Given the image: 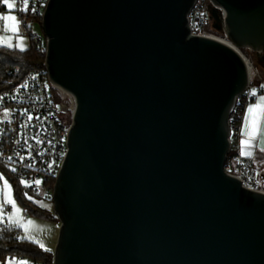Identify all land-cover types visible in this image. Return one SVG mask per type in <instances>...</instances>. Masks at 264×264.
Returning a JSON list of instances; mask_svg holds the SVG:
<instances>
[{
    "label": "water",
    "instance_id": "95a60500",
    "mask_svg": "<svg viewBox=\"0 0 264 264\" xmlns=\"http://www.w3.org/2000/svg\"><path fill=\"white\" fill-rule=\"evenodd\" d=\"M211 1L213 28L264 69V0ZM194 2L47 0L43 63L75 99L51 264H264V192L223 169L247 69L190 34Z\"/></svg>",
    "mask_w": 264,
    "mask_h": 264
},
{
    "label": "built area",
    "instance_id": "2783aa9c",
    "mask_svg": "<svg viewBox=\"0 0 264 264\" xmlns=\"http://www.w3.org/2000/svg\"><path fill=\"white\" fill-rule=\"evenodd\" d=\"M14 1L19 23L17 33L28 35L36 47L45 51V37L43 40L39 34L32 32L29 24L36 21L41 24L47 0H28L27 11L21 10L24 7L23 0ZM213 7L218 9L223 21L224 11L220 6L211 0H195L187 13L190 34L211 37L232 46L244 60L248 76L246 88L235 97L229 112V151L223 169L238 178L242 187L264 192L258 166L250 157L241 155L240 151L241 113L246 103L264 94V69H260L248 57L244 52L246 48L231 44L223 27L219 30L213 28L214 20L210 13ZM32 8L36 11H32ZM2 22L0 10V34L7 32L3 30L5 27ZM74 107L73 95L55 88L48 80L44 63L30 70L19 84L0 89V164L12 175L17 190L26 199L51 196L56 174L67 151V132ZM65 114H69L70 118L67 123L63 120ZM29 115L32 117L30 121ZM37 180L41 181L39 185L35 183ZM0 209L6 214L11 211V205L1 203ZM18 229L14 224L0 221V234L10 231L12 237H17ZM7 259L12 260L13 257Z\"/></svg>",
    "mask_w": 264,
    "mask_h": 264
},
{
    "label": "trees",
    "instance_id": "16d2710c",
    "mask_svg": "<svg viewBox=\"0 0 264 264\" xmlns=\"http://www.w3.org/2000/svg\"><path fill=\"white\" fill-rule=\"evenodd\" d=\"M43 62L44 50L36 47L32 41L30 46L24 51L0 46V89L10 88L19 84L30 70L41 66ZM256 65L263 69L260 63H256ZM0 170L11 181L14 193L26 216L32 215L58 221L55 215L46 212L23 197L17 190L12 175L1 164ZM47 199L51 200V196ZM17 237H12L10 231L0 234V261L3 262L9 256H12L15 258H26L38 264H51L52 252L45 251L32 241L20 240Z\"/></svg>",
    "mask_w": 264,
    "mask_h": 264
},
{
    "label": "rangeland",
    "instance_id": "374dc122",
    "mask_svg": "<svg viewBox=\"0 0 264 264\" xmlns=\"http://www.w3.org/2000/svg\"><path fill=\"white\" fill-rule=\"evenodd\" d=\"M5 16H7V15H5ZM13 23H14L13 21L3 20L2 25H3V27H7L9 32L6 34H0V46L7 47L3 43V41L8 40L13 44L12 48L20 50L18 47H16V45L19 42L18 38H22L23 43L25 45V49H27L31 44L30 37L28 35H19L18 33H13L11 31V27H12ZM29 27H30L32 32H36L44 40V34L42 32L41 24L39 22L36 21L32 24H29ZM244 52L255 63H258L256 61V57H255V54L253 51L246 48L244 50ZM53 91H54L55 97H57L58 94L56 93V90H53ZM63 120L66 123L69 122V120H70L69 114H65V116L63 117ZM260 169H261V172L264 173V167L262 168L260 166ZM0 174H2V176H0V205H1V203L10 204V203H7V201L9 199H11V200L15 201L16 207L18 209H20L19 212H15L12 204H10L11 205V211L6 213V214L4 212H2L0 209V214H2V217H3L2 220H4L8 224H14L15 226H17L19 228V236H25V235L33 236L36 240H39L41 243H43L46 249L53 250L55 242H56V238H57L59 222L49 220V219H43V218L32 216V215L25 216L23 213V208L21 207V205H20V203H19V201H18V199L14 193L11 181L9 180V178L5 174H3L1 172V170H0ZM5 180L7 181L8 185L10 186V191L5 189V186H4ZM263 186H264V184H263ZM28 200H30L34 205L40 207L41 209L45 210L46 212L55 215V213L53 212V209H52V201L51 200H49L47 198H32V199H28ZM38 202H42L43 205H46V207L41 206V204ZM9 216L12 217V221H13L12 223H9V220H8ZM28 220L33 221V224L27 225ZM16 221H20L21 224L27 225V228H28L27 233H25L23 227H20L15 223ZM41 229H43V231H41ZM20 260L21 259H12V260L5 259L3 262L0 261V264H8L9 261H20ZM22 260L28 261L29 264H32V262H30L26 258H23Z\"/></svg>",
    "mask_w": 264,
    "mask_h": 264
},
{
    "label": "snow or ice",
    "instance_id": "6c2138e0",
    "mask_svg": "<svg viewBox=\"0 0 264 264\" xmlns=\"http://www.w3.org/2000/svg\"><path fill=\"white\" fill-rule=\"evenodd\" d=\"M5 2L7 3V0H5ZM23 4H24V7L21 10L22 11H27L28 10V0H23ZM14 7H15L14 4L7 3V8L8 9L11 10ZM32 11H36V9L32 8ZM2 19L5 20V21H13L14 23H13V25L11 27V31L13 33H17L18 32L19 23L17 21L16 16L7 15V16L2 17ZM3 30L7 31L8 28L5 27ZM18 39H19V42L17 43L16 47H18L21 51L26 50L25 49V45L23 43V39L22 38H18ZM3 43L9 48L13 47V44L10 41H8V40H4ZM262 87H264V86H262ZM253 95H255V90L253 91ZM247 112H248V115H246V117H245L244 129H245V135H247L248 140L241 141L242 145L249 144L251 142V140L255 139L257 137V134L260 132L261 121L264 120V96L260 97L259 102L256 105L250 106L248 108ZM7 115H8V113L5 112V116H7ZM31 119H32V117L29 115L28 116V120L30 121ZM260 150L264 151V147H261ZM244 154L245 153L242 150L241 155H244ZM248 155H251V153H248ZM9 159H11V158H9ZM30 166L31 165H29V167ZM13 171H15V169H13ZM0 176H2V174H0ZM21 183H24L25 186H29V185H27V183L25 181H21ZM35 183L37 185H39L41 183V181L37 180V181H35ZM4 186H5V189L10 191V186L8 185L6 180L4 181ZM25 195H27V194L25 193ZM28 198L32 199V197H28ZM7 203L12 204L13 209H14L15 212H19L20 211V209H18L16 207V203H15L14 200L9 199L7 201ZM38 203H40L41 206L46 207V205H43L42 202H38ZM2 219H3L2 214H0V221H2ZM8 220H9V223L13 222L11 216L8 217ZM15 223L18 226L23 227L25 233H27V231H28L27 225L33 224V221L28 220L27 221V225L21 224L20 221H16ZM41 231H43V229H41ZM17 239L28 240V241L35 242V243H37L39 245L40 248L44 249L45 251L48 250V249L45 248L43 243H41L39 240H36L33 236H30V235L18 236ZM8 264H29V262L25 261V260L9 261Z\"/></svg>",
    "mask_w": 264,
    "mask_h": 264
},
{
    "label": "crops",
    "instance_id": "0c3cea01",
    "mask_svg": "<svg viewBox=\"0 0 264 264\" xmlns=\"http://www.w3.org/2000/svg\"><path fill=\"white\" fill-rule=\"evenodd\" d=\"M7 3H12L15 5L14 0H7ZM7 3L5 2V0H0V10L2 12V17H4L5 15L16 16L15 7L10 10L7 8ZM16 18H17V16H16ZM8 32H9V30H7L6 33H8ZM6 33H3V34H6ZM261 96H264V94H259L255 99L246 103V105L244 106V108L242 110L241 120H240V129H241L240 130V151L242 152V150H243V152L245 153L244 154L245 156L253 159V161L256 163V165L258 166L259 169H260V166L262 168L264 167V151L260 150L261 147H264V120L261 121L260 132L257 134V137L255 139L251 140V142L247 145H242L241 141L248 140L247 135H245V129H244L245 117H246V115H248L247 110L250 106L256 105L259 102V99ZM248 153H251V155H248ZM260 173H261V175L264 174L261 172V169H260ZM262 183L264 184V180H262ZM47 251L52 252V250H47ZM13 259H21L22 260L23 258L13 257ZM30 262H32V261H30ZM32 264H38V263L32 262Z\"/></svg>",
    "mask_w": 264,
    "mask_h": 264
}]
</instances>
